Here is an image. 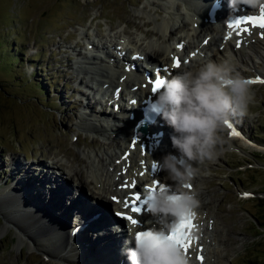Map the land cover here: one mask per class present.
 I'll return each mask as SVG.
<instances>
[{"label": "rangeland", "instance_id": "rangeland-1", "mask_svg": "<svg viewBox=\"0 0 264 264\" xmlns=\"http://www.w3.org/2000/svg\"><path fill=\"white\" fill-rule=\"evenodd\" d=\"M167 5L181 10L173 2L170 4V0H0V264H56L43 252L48 249L55 253V242L49 241V238L57 240L59 225H55L57 229L52 231L50 224L36 219L42 228L50 226L51 229L42 237L33 238L37 248H29L32 236L25 229L28 234H23L24 230L19 227L26 222L22 219L26 211L17 206L16 196L24 200L26 210L30 212L35 205L34 197L41 195V207L44 201L48 205V200L53 203L62 200L60 205L64 211L75 215V209L65 202L67 198H62L67 196L66 190L70 194L66 183L62 182L65 188L63 193L57 187L60 194L56 193V196L53 192L45 191L44 194V187L49 185L46 190L53 187L51 179L54 176L59 179V173L67 172L64 169L66 164L77 166L85 176L84 158L81 159L80 151L91 152L98 148L113 151L116 143L123 145L127 142L123 140L125 132L122 129L112 130L114 141L107 142L102 134L84 128L82 121L86 117L96 125L107 122L113 126L115 99L107 97L112 87H100L96 82L100 78L80 71L79 66L87 64L78 61H85V54L96 52L100 55L101 52L90 50L92 41L101 40L109 45L106 40L111 35H114V44L119 35L131 34L137 45L149 51L146 43L152 38L151 31L167 16ZM194 11L200 13L197 8ZM194 16L200 19L199 15ZM215 25L220 27L218 23ZM147 31L149 34L146 35ZM171 31L169 37L167 33L166 42L173 46L177 37H184V32H188L187 27L178 28L177 32ZM193 36L184 38L196 44L203 39L201 35L197 38ZM212 36L215 37L214 34ZM206 40L204 38L203 42L206 43ZM211 45L209 49L221 46L217 38ZM112 46H107L105 53H113ZM6 52L15 55L17 60L11 62ZM223 52L237 71H252L251 66L246 65L236 53L230 50ZM148 54L151 55V52ZM179 56L183 62V55ZM103 60L106 61L105 58ZM260 74L264 75V71ZM40 81L44 83L45 91L41 90ZM251 87L254 98L249 105L248 115L234 117L240 132H243L242 128L245 130L246 136L242 138L252 145L251 148L242 145L236 147L227 138L230 130L227 132L228 126L224 125L219 132L224 141L220 146L223 154L215 162L198 165L200 174L193 188L204 192L203 206L216 219L214 228L221 237L220 242L208 240L206 252L209 254L205 255V264H264V84ZM127 93L122 91L121 96L126 103H132ZM105 98H108L107 102ZM94 112L105 120L91 118ZM232 139L240 140L236 137ZM93 141L99 146L94 145ZM170 143L168 141L167 146ZM52 161H57L60 167L62 165L60 171L55 169ZM144 162L147 163L146 160ZM47 169L50 171L45 177L42 175L40 185H36L37 174ZM25 170L28 171L27 176ZM63 177H66L65 174ZM74 181L73 178L69 180L72 187ZM90 189V185L83 186L76 194L77 198L85 201L84 193L91 197L93 190ZM243 193L247 195L243 196ZM111 206L110 203L109 208L106 206L109 214L110 210L111 214L114 210ZM51 216L50 220H58L61 215L56 212ZM112 221L110 219L108 226L112 225ZM115 221V226H118L119 221ZM102 224L106 226L107 220L103 219L99 228ZM90 236L96 239L98 232ZM69 237L68 245L72 250L89 254L80 240L75 243L74 234ZM78 245L83 250L78 249ZM68 253L75 254L71 251ZM78 264H82L80 258Z\"/></svg>", "mask_w": 264, "mask_h": 264}, {"label": "bare ground", "instance_id": "bare-ground-1", "mask_svg": "<svg viewBox=\"0 0 264 264\" xmlns=\"http://www.w3.org/2000/svg\"><path fill=\"white\" fill-rule=\"evenodd\" d=\"M179 1L184 3V8H182L180 11H177L172 7V5H167L168 7L165 11L167 16L163 17L161 21L158 22L157 27L154 29L152 28V34L150 33L152 38H150V40H148L146 43V46L150 48L149 51L137 45V42H135V40L130 37L131 34H123V36L119 35L117 37V42L115 40L116 43L114 44L112 43L114 35H111L109 36V39L106 40L108 41L107 43H109V45H107L105 42H102L101 40H98L97 42L92 41L91 46L89 45L90 50L93 49V51H99L101 52L100 55H98L96 52L85 54V61H78L79 63L81 62L87 64V66H79L80 71L82 70V72L86 74L89 73L100 78L98 80L96 79V82L100 87H112L111 92H109L110 95L107 97H112L111 99L114 98L115 101H118V103L115 105V107L119 109L116 117H120V120H115V118L111 122V125L114 127L110 126V124L108 125L107 122H105V124L99 123V125H96L94 122L88 121L86 117V119L82 121L84 123V128L90 132L102 134L105 136L104 138L107 140V142L114 141L115 135L112 134V130L122 129L125 132L123 140L127 142H124L123 145H118L116 143L115 150L113 151H108L106 149L101 150L99 148L91 152L84 150L80 151L79 154L82 157L81 159L84 158L83 166L86 170L85 176L82 175L77 166L75 167L72 164H66L64 165V169H67V172L59 173V179H57L56 176L51 179L50 183H52L53 187L47 190L46 187L49 185L45 186L44 190L37 187V189L42 190L44 194L45 191H47L51 194L53 192L54 196H56V193L60 194L57 191V187L59 186L60 192L63 193L65 188H63L64 185L62 182L66 183L65 185L70 190V194L68 193V190H66L67 196L62 198H67L65 202L67 204L69 203L72 208L75 209V215L73 216L72 213H69L70 211L65 212L64 207H61L60 203H62V200L60 203L58 200H56V203L48 200L50 201L48 205L43 200L44 202L42 201L43 204L41 207L39 204V202H41V195L37 194L38 197H34L33 199L35 202L34 208L31 207L32 212H30L29 210H26L24 200H22L19 196H16L18 198L16 200L17 206L26 211L25 216H22V219H24L26 222L23 225H19V227L28 231L32 236V238L29 240L30 243H28L29 248H37V243L34 239H37L39 236L42 237L41 235L45 234V232L47 233V231L51 228L53 229L52 231L56 230V226L59 225L60 229L57 233V240L49 238V241L55 242L53 248L55 253L48 249H46L47 251L44 250L43 252L51 259V261L56 262V264H62L66 262H74L78 264L79 258L82 264H129L124 249L130 247H128L127 243L119 245L118 242L121 240L126 242L129 233L128 227H132L133 225L128 224L127 222L119 221L118 226H108L110 219H114V216L111 214V210L110 216L106 206L108 207L110 203L114 210H119L120 208L125 207L123 201L129 199V195L135 193L137 189H140V185L146 183V180L152 176L157 177L158 175L163 183H171L170 181L166 180V174L159 168L152 173L148 172L150 160L162 161V158L167 153H175V149L172 148V144L167 146L168 144L165 141L168 139L167 132H165L163 136L158 137V143L155 142V140L158 139L157 136H155L156 130L164 129L165 131V129L168 128L167 124H164V127L160 128L157 127L156 121L153 125V128L155 129H153L151 135L144 138H134L132 136V128L136 119L134 117H136L137 109L134 110L132 107H130V105L128 111L125 109V106L120 108V105L122 106L124 103V100H122L121 97L122 91H128V93H130V98L137 103L141 98L150 92V80L154 76V72L152 70L153 66L159 65L161 70L164 73L169 74L171 77L179 71L198 67L202 61H207L210 59L219 62L221 60L228 59L226 56H223L224 53L219 51L218 48L211 47V49H209V46L213 45H211V43H213L216 38L218 44L223 45V48H225L224 50H230L236 53L246 65L251 66L253 72L260 74L262 70L264 71V38H259L257 36V32L253 31L249 33H242L240 36H243V41L241 43V47L237 49L234 37H231L228 40L223 38L224 33L222 31V26L217 28V26L213 22H210L207 18L205 22H203L201 15L203 13V9H201L202 0ZM226 3L227 2L224 1V4ZM194 7L197 8L200 13L196 14ZM181 11H183L186 16ZM189 12L190 14H187ZM194 15H199V20L202 19V21L197 23V17ZM186 27L188 32H184L186 34L184 37L189 38L191 35H194L193 37L197 38V36L201 35L203 36V39H208L206 44H203L202 41H200V43L197 42L198 44L194 43V41H186V38L182 36L177 37L176 40L173 41L175 46L169 44V42H166L167 33L168 37L172 33L171 29L176 30L177 32L178 28L181 29ZM147 34H149L148 31L146 32V35ZM212 34H214L215 37L212 36ZM190 39H192V37ZM210 39H213V41ZM107 46H112L113 53H105V48H107ZM204 48L210 52H203ZM246 49L248 50L247 52L244 51ZM150 52L151 55L148 54ZM178 52H181L184 55V58L190 57V60L187 64L182 62L177 68L172 64V57ZM132 53H138L140 59H133L131 56ZM127 54L129 56H127ZM104 58L106 61L103 60ZM142 62H144V66L140 67ZM144 72H146V75ZM238 72L240 74L244 73L242 70H238ZM116 87L119 88V93L115 92ZM105 93L106 92H104V95H106ZM152 95L156 96V93H152ZM105 99V101L108 100V98ZM88 113L91 114L92 112ZM129 114H132V119L128 117ZM93 115L94 116L90 117L100 119V116L97 112H94ZM110 118L112 119L113 117ZM231 119L239 129V125L236 123L235 118L232 117ZM116 121L122 123H116ZM116 125H121V127L119 126L120 128H116ZM229 130L230 128L228 127L227 132ZM172 133L174 134L173 129ZM228 139H231L230 141L236 147L242 145L243 147L251 148L252 146L251 144L242 142L241 138L239 141L232 138ZM130 140H133L132 145H129ZM93 143L94 145L99 146L96 141H93ZM150 146L151 150H149ZM158 146L161 147L159 148ZM161 148H164L163 153H159V151H157ZM145 160L147 161V164H145ZM56 162L57 161H52L51 163L52 165H55V169L60 171L62 165L60 167V164ZM85 162H87V164H85ZM49 171L50 169H47L46 172L37 174L36 185H40V179L42 175L45 177V174ZM27 172V170L24 171L25 174ZM63 174H65L66 177H63ZM71 178L75 180L73 187L69 182ZM24 181L26 183V179H24ZM124 183L126 184V188H122V184ZM70 185L71 187H69ZM85 185H90L93 191L91 193V197L85 195L86 193H84V197H86V199L85 201H82L77 198L76 194L79 193L81 191L80 189ZM203 193L199 192V199L201 203L196 211L197 221L195 223L196 227L194 229L201 240L200 242L204 244L203 248L206 250L208 240L220 242L221 237L217 235L219 233L214 228L216 226V219H214L211 212L205 210L206 208L203 206L205 204V195ZM93 196H96V198ZM114 197L116 198L115 200L113 199ZM11 198L15 200L13 196H11ZM56 212H59V215H61L59 219H52L53 221L50 220L52 217L51 214ZM36 219H40L43 223L50 224L51 228L50 226H45L42 228L41 223H37ZM103 219L104 221L107 220V225L104 226V223L99 228V225L103 222ZM151 219L152 217L149 212L145 215L141 214L140 220L137 224L144 223L145 225L158 227L159 225L153 223ZM25 230L23 231L24 233H22L27 235L28 233L25 232ZM96 231L98 232V237L94 239L90 235H94ZM22 233L21 235H23ZM72 234H74L75 243L80 240V242L83 244V247L86 248L87 253L89 252V254L77 253L71 249V247L68 245V238H70L69 236ZM218 237L220 238L218 239ZM20 242L21 241L18 239V244H20ZM92 242H95L96 244L93 245ZM77 247L78 249L83 250L81 245H78ZM68 251L75 252V254L70 255ZM47 252H50L51 254ZM213 252L216 251L214 250ZM207 253L209 254L207 251L205 255ZM192 254H194V249H190L187 253V256L190 259V264H205L206 258L203 262L199 263L195 260V258L191 257ZM75 255L76 258H74ZM225 255H227V253Z\"/></svg>", "mask_w": 264, "mask_h": 264}, {"label": "clouds", "instance_id": "clouds-1", "mask_svg": "<svg viewBox=\"0 0 264 264\" xmlns=\"http://www.w3.org/2000/svg\"><path fill=\"white\" fill-rule=\"evenodd\" d=\"M229 6L258 11L264 0H230ZM253 98L248 79L229 59L202 61L196 68L164 79L153 108L174 131L171 144L175 153H167L155 165L171 183L144 193L151 221L159 226L128 227L134 243L124 249L129 264H190L183 249L167 238L175 223L200 206L199 192L195 188L189 191L185 185L194 184L200 174L198 165L215 162L223 154L219 132L226 120L248 115Z\"/></svg>", "mask_w": 264, "mask_h": 264}, {"label": "snow or ice", "instance_id": "snow-or-ice-1", "mask_svg": "<svg viewBox=\"0 0 264 264\" xmlns=\"http://www.w3.org/2000/svg\"><path fill=\"white\" fill-rule=\"evenodd\" d=\"M245 23L257 26L260 29H264V6H261L258 16H247L243 19H237L234 21V23L229 24L228 26H229V28H237V29H240L241 31H249V29H247V28H241L240 27L241 25H243ZM261 35H262V38H264V32H262ZM229 36H231V33H229ZM173 60H174V66L178 68L181 64L180 59L174 57ZM163 83H164V79L157 78V79H155L154 84L150 85V87H152V91L154 93H157L160 90V88L162 87ZM248 83L249 84L264 83V79H261L259 77L255 78V79H248ZM225 124L229 128H233V126L229 122V120H226ZM231 134L233 136H239L240 135V133L238 131H236L235 129L232 130ZM155 167H156V165H155V163H153L151 166V169L154 170ZM185 187L191 188V185H185ZM153 190H155V189H153ZM245 195H247V194H245ZM113 199L115 200L116 198L114 197ZM133 200L135 202H138L141 200V196L137 195L133 198ZM135 202L130 203L129 201H123L125 208L126 209L130 208L131 213H133V214L140 213L142 211L141 206H138V204ZM117 215L123 216L124 218L129 220L133 225L138 223V220L135 218L134 215H125L123 213H118ZM195 216H196V213H190L187 217L183 218L178 223H175L173 225L168 237H167L168 239L174 241L175 244H177L180 248H182L185 255H187V253L190 249L192 240L194 239V237L192 235V229L196 227V225L193 223ZM198 259L203 261L204 258H203V256H199Z\"/></svg>", "mask_w": 264, "mask_h": 264}, {"label": "trees", "instance_id": "trees-1", "mask_svg": "<svg viewBox=\"0 0 264 264\" xmlns=\"http://www.w3.org/2000/svg\"><path fill=\"white\" fill-rule=\"evenodd\" d=\"M6 57L11 61V62H15L16 60H17V57L15 56V55H13L12 53H10V54H8L7 52H6ZM8 65V64H7ZM7 68H8V66H6ZM44 83L43 82H39V86H40V88H41V90H44L45 91V89L43 88V85ZM263 201V200H262Z\"/></svg>", "mask_w": 264, "mask_h": 264}, {"label": "water", "instance_id": "water-1", "mask_svg": "<svg viewBox=\"0 0 264 264\" xmlns=\"http://www.w3.org/2000/svg\"><path fill=\"white\" fill-rule=\"evenodd\" d=\"M144 133H145L144 128L141 125H139L137 128V135L142 136Z\"/></svg>", "mask_w": 264, "mask_h": 264}]
</instances>
